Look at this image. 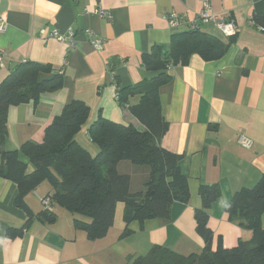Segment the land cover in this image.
Masks as SVG:
<instances>
[{"label": "crops", "instance_id": "0c3cea01", "mask_svg": "<svg viewBox=\"0 0 264 264\" xmlns=\"http://www.w3.org/2000/svg\"><path fill=\"white\" fill-rule=\"evenodd\" d=\"M99 2L111 12V19L95 13ZM211 2L215 14L238 25L236 42L220 60L205 61L196 54L188 66L171 67L172 81L160 90L168 123L161 146L181 156L189 201H175L167 219L132 222L129 235H124L125 205H119L114 225L92 241L74 225L76 218L91 223L88 217L58 215L55 207L56 219L49 220L35 193L50 195V185L27 195L22 208L16 204L18 186L0 178V264H134L155 246L185 258L200 255L206 243L197 232L196 213L203 206L200 190L206 186H217L221 193L208 211L212 250L232 249L252 239V231L230 222L226 208L264 174V32L250 23L264 0ZM200 10L199 0H0V16L8 25L0 34V84L24 62L51 67L43 79L63 77L60 90L42 94L38 102L9 108L5 150L17 151L26 142L42 143L46 129L75 100L90 108L79 143L92 154L98 149L87 129L100 116L144 130L118 103V91L159 75L142 62L154 45L169 47L173 30L166 15L177 13L180 30H186V22ZM55 29L65 35L73 31L74 46L52 36ZM87 29L104 39L103 51L91 46ZM204 30L222 37L213 25ZM242 133L252 139V148L238 143ZM22 160L29 163L24 156Z\"/></svg>", "mask_w": 264, "mask_h": 264}, {"label": "trees", "instance_id": "16d2710c", "mask_svg": "<svg viewBox=\"0 0 264 264\" xmlns=\"http://www.w3.org/2000/svg\"><path fill=\"white\" fill-rule=\"evenodd\" d=\"M253 17L255 24L264 28V3L256 8ZM237 35L218 37L204 29L173 30L167 49L154 45L142 63L159 75L152 81L120 89L117 97L144 130L100 116L87 129L97 154L79 143L91 113L85 103L76 100L46 129L42 143L26 142L17 151L5 150L9 108L32 100L38 102L42 94L56 92L63 86L62 75L42 78L52 72L51 67L33 62L18 64L0 84V178L18 186L16 204L26 208V196L47 183L52 189L48 195L52 211L44 208L49 220L55 221L56 206L88 217L91 223L76 218L74 225L92 241L106 235L114 225L119 203L125 205L124 235L131 233L129 226L134 221L169 218L175 201H189L190 186L180 169L181 156L161 146L168 123L160 90L172 81L171 67L188 66L196 54L205 61L220 60L236 42ZM133 98L137 100L131 103ZM146 169L149 173H144ZM137 176L140 187L134 183ZM200 194L203 206L197 210L196 221L197 232L206 243L202 254L185 258L155 246L147 258H139L134 264H170L164 262L166 257L175 264H264V174L255 187L238 192L226 208L230 222L253 233L250 241H241L232 249L212 250L208 211L221 195L219 188L202 187Z\"/></svg>", "mask_w": 264, "mask_h": 264}, {"label": "built area", "instance_id": "2783aa9c", "mask_svg": "<svg viewBox=\"0 0 264 264\" xmlns=\"http://www.w3.org/2000/svg\"><path fill=\"white\" fill-rule=\"evenodd\" d=\"M201 4V10L196 15L195 18L189 20L186 22V27L189 30H201L204 29L207 25H213L224 37H233L236 36L239 33V27L236 24L234 20H228L225 17H219L217 14H215L212 2L211 0H199ZM86 12H88V8L85 9ZM95 13L100 16L101 18L105 19H111V12L106 11L101 3H98V8L95 10ZM165 20L168 22L169 27L172 30H180L182 22L177 13H170L166 15ZM250 23L253 26H256L257 29L261 32L264 31L263 27H259L255 24L254 17L250 19ZM7 23L6 21L0 16V34L5 33L7 29ZM85 32V35L89 39V43L96 51H103L105 41L104 39L98 37L94 34L93 31L90 29H87ZM52 36L56 37L59 42L61 43H68L70 47L74 46V39L76 38V34L73 31H70L68 35H65L58 30H54L52 33ZM3 65V56H0V66ZM238 143L247 148L250 149L253 147V141L249 137L245 135V133H242L238 139ZM40 202L42 206L47 209L48 211H52V200L50 197H40Z\"/></svg>", "mask_w": 264, "mask_h": 264}, {"label": "rangeland", "instance_id": "374dc122", "mask_svg": "<svg viewBox=\"0 0 264 264\" xmlns=\"http://www.w3.org/2000/svg\"><path fill=\"white\" fill-rule=\"evenodd\" d=\"M126 109H128V108H126ZM128 111H129V109H128ZM129 113L131 114L130 111H129ZM131 115H132V114H131ZM144 173H149V170L146 169V170L144 171ZM138 179H140L139 176L136 177V179L134 180V183H137V185H138L137 187H140V185L138 184ZM43 184H45V183H43ZM43 184H42L41 186H44ZM46 184H47V183H46ZM48 185H49V184H48ZM41 186H40V187H41ZM51 190H52V189H51ZM41 196H42V195L40 194V192L37 191V193H35V197L38 199L39 202H40V199H39V198H40ZM40 203H41V202H40ZM123 204H124V203H119L118 206H119V205H123ZM118 206H117V207H118ZM56 208H57V213H58V215H59V214H62V212H66L67 215H71L72 217H74L73 214L67 212L66 210H64V209H62V208H60V207H58V206H56ZM68 217H70V216H68ZM210 257H211V259H213L212 256H210ZM164 262H166V263H170V264H175V261H174V260H171V259L169 260L167 257L165 258V261H164Z\"/></svg>", "mask_w": 264, "mask_h": 264}]
</instances>
